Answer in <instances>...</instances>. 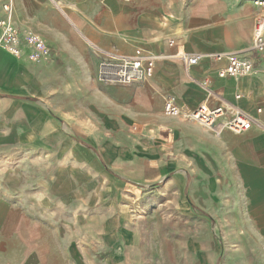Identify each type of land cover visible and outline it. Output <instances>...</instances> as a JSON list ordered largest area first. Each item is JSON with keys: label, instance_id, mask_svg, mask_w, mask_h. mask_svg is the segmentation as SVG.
<instances>
[{"label": "crops", "instance_id": "crops-1", "mask_svg": "<svg viewBox=\"0 0 264 264\" xmlns=\"http://www.w3.org/2000/svg\"><path fill=\"white\" fill-rule=\"evenodd\" d=\"M120 1L0 0V20L10 3L21 34L15 56L0 27V155L27 148L51 168L64 264H264V54L251 50L259 10L253 0H194L185 18L162 0H134L131 11ZM136 49L158 57L151 79H99L109 54ZM178 51L204 56L187 66ZM212 53L255 69L220 78L226 63ZM165 96L181 116L164 115ZM204 103L236 105L258 123L215 136L185 117ZM88 243L98 254L80 252Z\"/></svg>", "mask_w": 264, "mask_h": 264}, {"label": "rangeland", "instance_id": "rangeland-1", "mask_svg": "<svg viewBox=\"0 0 264 264\" xmlns=\"http://www.w3.org/2000/svg\"><path fill=\"white\" fill-rule=\"evenodd\" d=\"M162 1L174 4L185 18L194 8V0ZM120 2L129 4V11L136 10L134 0ZM151 4L148 0L143 7H154ZM125 7L112 25L125 16ZM64 12L67 13L65 9ZM0 159V264H64L69 238L64 236V203L51 191V168L36 160L35 151L23 147L5 149ZM79 250L98 254L90 243L81 245Z\"/></svg>", "mask_w": 264, "mask_h": 264}, {"label": "built area", "instance_id": "built-area-1", "mask_svg": "<svg viewBox=\"0 0 264 264\" xmlns=\"http://www.w3.org/2000/svg\"><path fill=\"white\" fill-rule=\"evenodd\" d=\"M131 1V0H127ZM254 6L259 13L253 27L252 51L257 55L264 54V0H254ZM3 10L7 17L0 20V27L3 31L2 41L6 50L12 55H19L18 44L21 39L20 32L14 28L10 21L11 4L6 3ZM128 26L125 21L118 28L112 30L116 35L124 31ZM170 47L177 46L174 40L168 42ZM109 58L102 60L99 67V79L103 82H110L121 85H130L140 81H147L154 76L157 56L145 52L143 49H136L131 56L109 54ZM177 58L187 66L198 65L203 54H189L178 51ZM214 62H225V66L219 71L220 78L233 77L242 78L253 73L255 63L247 58L232 56L226 53H212L207 55ZM208 81L204 82V86ZM239 98V97H238ZM163 112L166 117H179L182 115L181 108L172 96L164 97ZM262 110H257L261 113ZM185 117L199 124L201 127L220 137L225 131L234 134H243L250 131L258 120L236 105L225 103L224 105L212 108L207 103L202 104L195 111L185 114ZM163 132L170 136L168 130Z\"/></svg>", "mask_w": 264, "mask_h": 264}]
</instances>
